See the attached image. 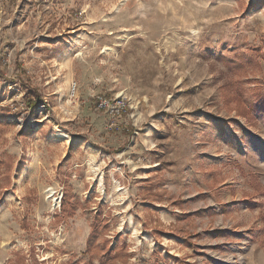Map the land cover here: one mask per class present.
<instances>
[{
    "label": "rangeland",
    "instance_id": "obj_1",
    "mask_svg": "<svg viewBox=\"0 0 264 264\" xmlns=\"http://www.w3.org/2000/svg\"><path fill=\"white\" fill-rule=\"evenodd\" d=\"M236 80L264 92V0H0V264H264Z\"/></svg>",
    "mask_w": 264,
    "mask_h": 264
},
{
    "label": "trees",
    "instance_id": "obj_2",
    "mask_svg": "<svg viewBox=\"0 0 264 264\" xmlns=\"http://www.w3.org/2000/svg\"><path fill=\"white\" fill-rule=\"evenodd\" d=\"M227 63L237 69L244 68L246 65L240 61H234V62L228 61ZM223 89L225 91V101L227 104H231L236 100L239 101V104L241 105L239 114L253 118L254 112L264 113V92L262 88L255 89L253 93L250 95V92L247 90L245 85L241 81L236 80L233 83H229L225 85ZM37 91L38 90H28L25 94L27 105H29L30 108H34L40 99V95ZM244 94H247V96H245ZM63 208L65 211L67 210L66 203L63 204ZM93 228L94 229L92 230L87 241L88 252H92L93 250L99 251L103 248L105 249L108 247L109 244V240L107 238H103L101 245H99L98 240L102 237L103 227L101 225L100 226L97 225V222L95 221L93 224ZM116 253L118 252L108 251L106 254L107 257L105 258L104 261H107V259L112 258L113 261L115 262L117 258ZM176 259L178 258L176 257ZM63 264H78V263H73V261L70 260Z\"/></svg>",
    "mask_w": 264,
    "mask_h": 264
},
{
    "label": "built area",
    "instance_id": "obj_3",
    "mask_svg": "<svg viewBox=\"0 0 264 264\" xmlns=\"http://www.w3.org/2000/svg\"><path fill=\"white\" fill-rule=\"evenodd\" d=\"M75 86H73V93H75ZM99 106L101 107V108H110L111 107V102H110V100L108 99V98H106V97H104V96H100L99 97ZM120 106V105H119ZM119 106L117 107H112L110 110L113 112V113H115V114H119L120 112H119Z\"/></svg>",
    "mask_w": 264,
    "mask_h": 264
}]
</instances>
